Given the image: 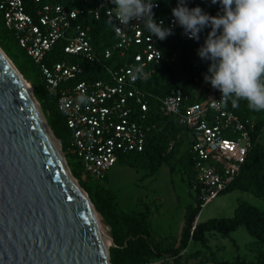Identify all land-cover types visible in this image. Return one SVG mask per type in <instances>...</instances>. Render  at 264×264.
<instances>
[{
	"label": "built area",
	"instance_id": "built-area-1",
	"mask_svg": "<svg viewBox=\"0 0 264 264\" xmlns=\"http://www.w3.org/2000/svg\"><path fill=\"white\" fill-rule=\"evenodd\" d=\"M77 1L87 6L69 5ZM113 7L109 0H0L3 26L37 66L45 91L55 99L70 135L66 152L79 162L83 176L102 180L120 157L143 151L146 134L155 126L143 125V114L149 100H154L157 112L187 134L193 171L188 189L199 214L237 177L253 142L261 141L264 123L241 119L226 106L216 107L213 100L219 101L220 96L196 79L192 95L181 88L170 89L162 98L142 92L137 83L151 74L150 66L172 61L173 56H162L157 47L160 40L151 37L142 23L132 21L124 29L113 20ZM153 13L157 22L172 25L173 18ZM100 15L111 18L124 35L118 36L112 25L115 41L97 50L88 32L90 20ZM59 41L64 43L63 59L45 64L47 53ZM113 50L121 62L108 64ZM70 57L101 66L106 78L78 81L83 70ZM140 67L143 76L135 73ZM81 95L89 98L86 103L79 101ZM180 138L182 132L176 136Z\"/></svg>",
	"mask_w": 264,
	"mask_h": 264
},
{
	"label": "trees",
	"instance_id": "trees-1",
	"mask_svg": "<svg viewBox=\"0 0 264 264\" xmlns=\"http://www.w3.org/2000/svg\"><path fill=\"white\" fill-rule=\"evenodd\" d=\"M155 3L158 6L153 10L165 18H173L171 9L176 7L177 0H155ZM185 3L190 9L199 6L211 16H215L220 10L219 4L211 5V0H185ZM69 5L73 7L87 6L81 1ZM111 21V18L103 15H100L98 20H90L88 35L91 45L95 49L110 47L115 41L111 30L113 25ZM173 31V35L157 43L162 56L164 58L173 56L172 61L164 62L162 60L157 64H152L150 66L151 74L137 83L142 92L157 98H162L172 88H181L192 95L195 79L211 87L210 84L204 81L208 62L202 61L197 55V49L203 44L210 29L206 28L200 33L199 42L192 39L186 40L183 28L178 25L173 28ZM0 43L10 55L18 60L23 77L32 81L35 95L45 114L47 125L54 138L59 141L61 152L70 166L72 177L79 181L80 188L87 194L90 201L92 199L88 184H93L97 187V192L103 194L108 204L111 219L107 222V226L113 244V247L108 248L110 264H148L160 259L163 255L169 257L173 264H179V254L185 250L190 242L205 246L208 240L206 235L217 234L220 238H225L239 226H242L256 242L264 244V207L259 210L245 201L238 200L230 218H212L203 222L197 221L193 226L194 219L199 212L198 203L194 199V206H188L185 209L177 243H171L161 248L154 241L153 232L148 223L150 212L148 210L130 212L122 210L115 199V195L109 190L99 188L96 184L97 181L84 177L79 162L73 156L67 154L66 149L70 135L64 126L62 115L55 107V99L45 91L44 81L38 72L37 66L18 47L13 34L4 28L1 14ZM63 45V41L56 43L47 53L44 63L48 65L52 62L61 61L64 57L61 50ZM68 60L78 62L82 67V75L77 78L78 81H95L106 78V73L97 64L88 63L74 57H70ZM115 62L119 63L121 61L118 59V52L113 50L107 63ZM213 92L215 95L220 96L218 90L213 89ZM226 107L241 119L253 120L258 125L264 123V112L250 111L244 102H241L238 108H233L230 102ZM142 124L155 125L146 134L143 151L124 155L117 160V163L132 170H145L148 175L155 174L162 166L169 168L171 173L173 164H176L182 170V173L186 175L187 187H189V182L193 176L192 157L188 154L187 148L178 156L180 145L185 143L188 146L186 132L174 125L170 118L162 117L157 112L154 100H149L148 110L143 114ZM181 132L183 138L176 139V136ZM171 141L174 144L168 149ZM263 141L264 135L261 136V141L253 142L240 167L239 174L221 194L239 191L256 199L264 198ZM104 179H107V177L105 176L102 180ZM93 207L97 211L94 203ZM212 264H264V252L257 253L254 263H248L235 257L232 262L214 261Z\"/></svg>",
	"mask_w": 264,
	"mask_h": 264
},
{
	"label": "water",
	"instance_id": "water-1",
	"mask_svg": "<svg viewBox=\"0 0 264 264\" xmlns=\"http://www.w3.org/2000/svg\"><path fill=\"white\" fill-rule=\"evenodd\" d=\"M29 89L0 50V264H110L111 239L99 248L92 206L65 182L59 141Z\"/></svg>",
	"mask_w": 264,
	"mask_h": 264
},
{
	"label": "clouds",
	"instance_id": "clouds-1",
	"mask_svg": "<svg viewBox=\"0 0 264 264\" xmlns=\"http://www.w3.org/2000/svg\"><path fill=\"white\" fill-rule=\"evenodd\" d=\"M109 2L114 5L110 10L113 20L124 29L136 21L160 41L173 35L177 25L183 28L184 35L197 42L200 33L210 29L197 55L208 62L204 81L220 93L214 104L225 107L230 102L238 108L244 102L250 111L264 112V0H211V5L219 4L215 16L199 6L190 9L185 0H177L176 7L171 9L173 21L169 27H165L163 20L157 22L153 18V8L158 6L155 0ZM115 31L118 36L124 35L121 27L115 26ZM135 73L144 75L142 67L136 68ZM78 99L86 103L89 98L81 95Z\"/></svg>",
	"mask_w": 264,
	"mask_h": 264
},
{
	"label": "rangeland",
	"instance_id": "rangeland-1",
	"mask_svg": "<svg viewBox=\"0 0 264 264\" xmlns=\"http://www.w3.org/2000/svg\"><path fill=\"white\" fill-rule=\"evenodd\" d=\"M0 50L24 82L28 84L32 97L45 119V114L35 95L32 81L23 77L18 60L10 55L1 46V43ZM262 145H264V141ZM186 148L187 145L182 143L178 156ZM63 159L70 172L67 160L64 157ZM172 169L173 171L170 173L169 168L162 166L155 174L148 175L145 170H132L117 163L107 172V179L99 180L96 183L99 188L109 190L115 195V199L122 210L126 212L148 210L150 212L148 223L153 232L154 241L161 248L171 243H177L185 209L188 206H194L193 194L187 187L186 175L182 173V170L176 164H173ZM75 182L79 186V181L75 180ZM88 185L92 201L83 192L92 206L95 219L99 223L98 226L105 231L110 239L107 222L111 219V212L108 209V204L103 194L97 192V187L93 184ZM238 200L245 201L259 210L264 207V198L256 199L249 194L232 191L218 195L205 205L197 215L196 222H203L212 218H230ZM93 203L97 211L94 209ZM206 237L208 240L205 246L190 242L185 250L180 252L178 263L212 264L214 261L232 262L235 257L248 263H254L257 253L264 252V244L256 242L242 226L229 233L225 238H220L217 234H209ZM148 264H173V262L169 257L163 255L160 259Z\"/></svg>",
	"mask_w": 264,
	"mask_h": 264
},
{
	"label": "bare ground",
	"instance_id": "bare-ground-1",
	"mask_svg": "<svg viewBox=\"0 0 264 264\" xmlns=\"http://www.w3.org/2000/svg\"><path fill=\"white\" fill-rule=\"evenodd\" d=\"M22 79V78H21ZM23 80V79H22ZM25 87L27 89H29V86L28 84L25 83ZM30 90V89H29ZM48 144H49V147H50V152L56 157V158H59L60 157V154L59 152L57 151V148L55 146V143L53 140H48ZM64 180L67 184L69 185H73L74 187L76 186V182L71 178V176L68 175L67 172L64 173ZM94 215V214H93ZM95 217V215H94ZM96 221V219H95ZM97 223V221H96ZM99 223H97V232H96V238H97V243H98V246L100 249H104L108 246L109 244V238L107 237V234L105 233V231H103L100 226H98Z\"/></svg>",
	"mask_w": 264,
	"mask_h": 264
}]
</instances>
